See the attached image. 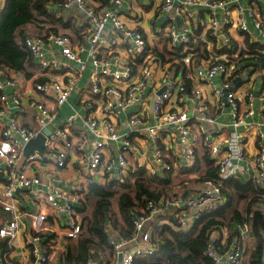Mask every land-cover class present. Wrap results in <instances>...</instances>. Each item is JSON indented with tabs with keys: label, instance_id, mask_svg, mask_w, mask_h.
I'll return each mask as SVG.
<instances>
[{
	"label": "built area",
	"instance_id": "obj_1",
	"mask_svg": "<svg viewBox=\"0 0 264 264\" xmlns=\"http://www.w3.org/2000/svg\"><path fill=\"white\" fill-rule=\"evenodd\" d=\"M5 1L0 0V13ZM111 1L117 5L124 0ZM74 2L92 22L87 43L57 31L28 35L24 44L36 66L26 78L28 84L22 83L21 72L16 69L0 68V162L6 165L7 173L6 181L0 182V205L12 214V219L0 227V237L8 238L10 243L17 237L23 212L18 210L15 194L31 190L38 209L25 213L32 225L28 243L36 264H50L61 243L49 234L48 221L51 218L59 222L65 238H77L83 214L75 205L84 199L91 183L123 180L139 169L158 175L170 173L172 180L199 178L202 172L192 169L208 155L217 170L216 180L207 179L196 190L183 187L159 202L149 201L144 213L134 219L135 233L131 237L112 228L107 230L115 264L119 254L120 264H133L136 258L159 251L162 241L153 237L152 230L158 221L169 222L167 218L159 219L161 215L172 213L185 228L226 201L224 188L229 179H253L264 189V131L259 123L249 120L256 115L253 84L244 81L234 57L224 55L207 64H196L195 31L188 22L194 20L191 8L207 7L213 13L221 9L223 22L213 17L207 29L219 46L230 52L233 42L225 25L234 22L241 31L248 32L244 17L247 11L255 29L263 35L264 16H258L240 0H162L160 8L168 14L169 22L161 34L169 50L177 55L163 60L145 33L128 27L120 12L110 5L93 6L88 0H61L56 5L71 9ZM181 16L186 24L178 29L175 21ZM109 25L120 32L121 42L129 50L127 56L113 49L116 41L106 35ZM83 53L92 64L88 87L80 86L85 68ZM218 76L222 81L216 86L213 80ZM238 78L242 79L240 86L235 83ZM74 92L85 111L83 115L69 101ZM210 94L217 102L227 100L231 128L215 127L220 113L209 101ZM66 103L70 104V114L59 121V109ZM257 113L264 124V107ZM122 114L127 129L121 128ZM78 117L84 127L80 135L73 131ZM46 128H50L49 134ZM86 133L92 136L89 151L85 150L89 142ZM40 134L45 136L44 152L35 149L25 155L26 145ZM248 137L257 140L258 152L254 155L247 151ZM73 161L85 172L87 186L57 185L60 171ZM237 228L240 236L225 253H217L210 244L207 254L217 264L242 263L243 243L253 235V229L251 221L237 223ZM229 232L223 227L213 231L211 237H222L224 242ZM3 261L15 264L9 253L3 255ZM90 264L102 263L93 259Z\"/></svg>",
	"mask_w": 264,
	"mask_h": 264
},
{
	"label": "trees",
	"instance_id": "obj_2",
	"mask_svg": "<svg viewBox=\"0 0 264 264\" xmlns=\"http://www.w3.org/2000/svg\"><path fill=\"white\" fill-rule=\"evenodd\" d=\"M50 0H6L0 13V68L7 66L30 78L35 63L25 47V27L48 22L57 31L62 20L49 8ZM61 25V24H60ZM38 26V25H37ZM264 67V56L258 57ZM205 174L200 181L216 180L213 160L205 155ZM192 170H201L194 167ZM170 173L152 174L139 169L124 179H110L104 184L91 183L78 211L83 214L82 231L77 238H66L64 248L52 264H90L95 259L102 264H115L114 249L108 229L131 237L135 233L134 219L144 213L149 201L159 202L172 194ZM119 185L121 189H115ZM226 201L210 212L202 213L188 227H180L172 213L161 215L169 222L155 224L152 235L162 241L159 251L150 257H138L133 264H217L207 254L212 243L217 253H225L240 236L237 223L251 221L256 237L254 248L246 252L241 264H264V214L256 204H264V189L254 184L229 179L224 188ZM229 228V236L212 239L213 231ZM12 246L8 238L0 237V264ZM108 252V261L104 254ZM105 261V262H104Z\"/></svg>",
	"mask_w": 264,
	"mask_h": 264
},
{
	"label": "crops",
	"instance_id": "obj_3",
	"mask_svg": "<svg viewBox=\"0 0 264 264\" xmlns=\"http://www.w3.org/2000/svg\"><path fill=\"white\" fill-rule=\"evenodd\" d=\"M61 0H50L49 8L53 11L62 22L57 24V32L60 29L65 30H73L74 32L68 31L64 32L70 34L73 39L79 43H87V37L90 33L91 29V19L85 11H83L76 2H74V6L71 9H61L58 8L56 2ZM88 2L93 6H105L110 5L111 7L118 10L122 16V19L125 21L128 27L130 28H139L142 30L145 35L150 39V42L158 51L159 55L163 60L172 59L174 56H177L174 52L170 51L167 45V40L164 35L161 34L164 27L168 24L169 19L167 17L168 14L164 13L161 10L162 0H124L120 4H113L111 0H88ZM179 4V1L177 2ZM240 4L245 7H251L254 9L258 16H264V0H240ZM193 11V19L188 20L195 31V41L193 45L195 47V55L194 61L196 64H207L210 59L214 57H224L227 55L229 59L233 57L237 59L240 65V71L243 74L244 81H250L253 84L254 90L258 92L257 100H256V115L250 117L249 120H253L256 123H259L262 130L264 131V124L261 123L260 116L257 111L264 107V67L259 63L258 57L261 55L264 56V34L262 35L255 29L254 19L250 17L245 12L244 17L246 18L249 31L243 32L237 27V23H230L225 25V29L227 34L230 36L233 42V49L230 52H227L228 49L225 47L219 46V41L215 37L211 36L207 26L209 25L210 20L215 17L220 22H223V11L221 9L215 10L213 13L207 7H199V8H191ZM234 17L237 19V11L233 12ZM42 27L38 30L43 31L46 28H51L52 24L48 22L40 23ZM186 24V20L184 17H178L175 21V25L178 29L182 28ZM36 25L30 24L25 27V33L27 36L31 33L32 30H35ZM53 31V30H50ZM46 33V31L44 32ZM74 33V34H72ZM41 34V33H40ZM39 35V34H38ZM107 37H111L114 41L113 49L117 52H120L121 55L127 56L129 54L128 47L124 46L121 42L120 32L115 30L114 27L109 25L106 30ZM84 58V71L80 79L81 87H88L90 72L92 70V64L90 57L83 53ZM76 65L80 66L81 63H77ZM20 79L23 84H28V79L20 73ZM235 81L236 86L242 85V79ZM237 80V79H236ZM222 77H215L213 80V84L219 86L221 84ZM26 89V87H23ZM207 90L210 91V88L207 87ZM11 92V91H9ZM70 103L74 104L75 109L79 110L80 114H84V110L81 108V103L78 98V94L74 92L70 97ZM209 101L212 103L213 108H215L220 115L218 116V122L215 127L218 129L220 127L231 128L229 125V121L231 119L230 115V107L225 98L222 101H215V96L213 94L209 95ZM52 106L55 107V103L50 102ZM219 104L222 106L220 107ZM70 114V104L66 103L61 106L59 109V121ZM29 122V120H26ZM82 118L78 117L75 120V125L73 128L74 134L80 135L84 132V127L82 126ZM120 123L122 129H127L126 116L122 114L120 117ZM86 138L89 139V142L86 143L85 150L89 151L90 142L92 140V136L86 133ZM264 140V138H263ZM247 151L250 154H256L258 152V144L255 137H248L245 139ZM74 158V156H72ZM204 157H202L198 168L200 171L205 174V163L203 161ZM196 171V170H195ZM202 178V176H200ZM189 179L186 181L187 188L190 190H196L194 185H191L193 182L200 183V187L204 184L205 181H200L198 179ZM7 178L6 173V165L3 162H0V182H5ZM188 179V178H184ZM240 180L243 183L250 182L254 184L256 187L257 184L253 179L251 180ZM84 182H86V174L81 169L80 165H77L72 162L66 169H62L58 175V179L55 180V183L64 188H73L77 185L87 186ZM192 182V183H191ZM15 202L18 206V210L23 212V221L20 224V229L17 237L13 239L10 243L12 249L9 252V258L15 262V264H36L35 258L32 256L30 246L28 243V238L32 233V225L31 221L25 215L28 211H35L38 209L36 205V197L33 192L29 189L18 190L15 194ZM45 204V203H44ZM255 208L261 209L264 214V204H256ZM12 219V214L4 209L2 205H0V227L6 221ZM48 231L51 237H56L61 243L62 246L65 245L66 238L64 237V231L59 222L53 221L51 218L48 221ZM244 258L246 257V252L251 248H254L256 245V237L253 233L252 236L246 237L244 240ZM57 259V255L53 257V260L50 264L54 263Z\"/></svg>",
	"mask_w": 264,
	"mask_h": 264
},
{
	"label": "rangeland",
	"instance_id": "obj_4",
	"mask_svg": "<svg viewBox=\"0 0 264 264\" xmlns=\"http://www.w3.org/2000/svg\"><path fill=\"white\" fill-rule=\"evenodd\" d=\"M61 9H63V8H61ZM36 25V28H35V30L36 31H34V30H32L31 31V33H29V35H37V34H39V35H42V34H44V32L46 31V32H49L50 30H53L52 28H46V27H44L45 29L43 30V31H41V30H38L40 27H42V25L40 24V22L39 23H37V24H35ZM38 25V26H37ZM53 31H55V30H53ZM68 32V31H71V32H74L73 30H65V29H60L58 32H61V33H64V32ZM56 32V31H55ZM41 33V34H40ZM72 34H74V33H72ZM198 175H203V172L202 173H199ZM189 179H192V178H188V179H182V180H180V179H174L173 181H172V188H171V193L170 194H175L177 191H179L181 188H183V187H186L187 186V183H186V181L187 180H189ZM193 179H196V178H193ZM190 181H192V180H189V182ZM192 183V182H191ZM191 185H194V188L195 189H200L199 187H200V183H197V182H193ZM115 189H121V187L119 186V185H116L115 186ZM61 243V242H60ZM60 250H62L63 248H64V246H62V243H61V246H60ZM109 253L108 252H106L105 254H104V260L105 261H108V259H109V255H108ZM104 261V262H105Z\"/></svg>",
	"mask_w": 264,
	"mask_h": 264
},
{
	"label": "water",
	"instance_id": "obj_5",
	"mask_svg": "<svg viewBox=\"0 0 264 264\" xmlns=\"http://www.w3.org/2000/svg\"><path fill=\"white\" fill-rule=\"evenodd\" d=\"M239 80L240 79H237L236 82L238 83ZM255 92H256V94H258L257 91H255ZM45 133L49 134L50 128H46ZM44 141H45V136L43 134H40L39 136L32 139L25 147V155H28L31 151H33L35 149H37L40 152H44ZM75 206L79 207L80 204L77 203ZM121 258H122V255L119 254L117 264H120Z\"/></svg>",
	"mask_w": 264,
	"mask_h": 264
}]
</instances>
